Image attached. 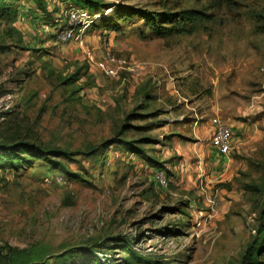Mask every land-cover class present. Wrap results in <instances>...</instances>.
Wrapping results in <instances>:
<instances>
[{"label": "rangeland", "instance_id": "374dc122", "mask_svg": "<svg viewBox=\"0 0 264 264\" xmlns=\"http://www.w3.org/2000/svg\"><path fill=\"white\" fill-rule=\"evenodd\" d=\"M52 1L45 21L14 24L21 40L0 22V124L72 152L61 161L89 182L58 170L67 182L47 183L50 168L37 162L0 171V264L34 247L41 258L30 264H89L73 250L95 244L103 248H94L95 264H125L128 251L134 264L146 263L134 255L156 264H242L258 248L253 263L264 264V178L255 164L264 159V0ZM68 4L98 14L82 41L56 39ZM103 51L126 59L116 77L87 57ZM72 75L79 79L64 83ZM138 104L147 115L131 123L150 125L127 137L147 136L141 146L162 169L112 151L115 144L101 150L104 165L86 157ZM213 119L233 134L221 159ZM231 122H244L242 130ZM215 159L223 164L216 168ZM8 248L17 251L5 258ZM66 252L67 260L57 258Z\"/></svg>", "mask_w": 264, "mask_h": 264}, {"label": "trees", "instance_id": "16d2710c", "mask_svg": "<svg viewBox=\"0 0 264 264\" xmlns=\"http://www.w3.org/2000/svg\"><path fill=\"white\" fill-rule=\"evenodd\" d=\"M19 2L20 0H0V22L4 23L5 28V34L7 37H16L17 40H21L22 33L19 31V29L14 25L15 22L18 19V12H19ZM35 4L39 9L42 11H46V0H34ZM142 18L145 19L147 22L150 20L148 15L149 14H142ZM177 19V16H170L167 17V22H170L173 24L174 20ZM185 19L188 20L189 23H192L194 21L191 17H186ZM192 25V24H191ZM189 25V26H191ZM185 30H189L190 27H183ZM158 36H162V34L158 33ZM160 38V37H159ZM79 79L78 76L72 75L68 78L64 79V83H69L77 81ZM75 92V91H74ZM145 98H147V95H145ZM147 107V105H145ZM141 108H144L143 105H136L131 111L126 113L123 121L118 127V130H116V133L114 137L109 139L108 141H104L101 147H91L87 150L84 154L86 157H93V159H99L101 157L102 165L105 164L107 160V154L103 151H101L103 148H107L110 144H115V146L112 148V151H117L119 153H128L133 155L135 158L139 160H143L145 162H148L150 166L160 170L162 169V164L157 161V159L149 157L147 155V151L141 146V144H144L148 140L147 136H140L138 138H129L127 137L128 131L130 129H141L145 131L147 126L150 125H134L131 123L133 120L137 119H143L147 114L142 113ZM145 109V108H144ZM143 109V110H144ZM149 113V112H148ZM0 118H3V115L0 116ZM8 122H2L0 124V171L5 170H13L18 171L20 169H28L31 167L34 162L46 165L50 168V172L48 173V176H55L60 175L63 177H67L68 179H81L86 182H89L85 177L81 176V173H76L69 171L66 166L64 165L63 161L61 160H73V153L64 149L60 148H53L44 143L42 140L37 137V135L33 134V136L30 135V133H24L21 134L20 131H14L8 124ZM153 125V123H152ZM98 149V150H97ZM232 150V149H231ZM101 151V152H100ZM231 152V151H230ZM229 152V154H230ZM97 159V160H98ZM263 163V164H262ZM257 164L258 169L262 170V179L264 178V159H259L255 162ZM262 165V166H261ZM126 166H128V170L132 169L133 167L129 165V163H126ZM62 171L61 173L58 171ZM128 170L122 175V180H125L129 177ZM59 172V173H58ZM86 175L88 174L87 171L83 172ZM65 175V176H64ZM88 176V175H87ZM57 182H54L53 184H56ZM58 184V183H57ZM222 187L229 188L230 183H221ZM169 232H173L172 230H169ZM264 233V231H261ZM264 243V239L260 242ZM125 246L124 250L128 249V245H121ZM101 248L102 246L99 244H95L93 247H89L86 245H81L73 250L74 254L83 255L84 259L89 261V264H95L96 257L92 255L93 251L95 252L94 248ZM106 249H109L106 247ZM257 249V248H256ZM8 251L5 252V249L1 250V253H3V257L9 258L11 256V252L17 251L14 248H8ZM259 248L256 250V253L258 252ZM264 251V248L262 249ZM19 256L16 258H12V264H30L32 262H36L40 260L41 258V251L34 247L32 249H28L27 251L21 252L17 251ZM65 252V251H64ZM100 252V251H99ZM261 252V251H260ZM70 252L64 253V255L60 254L58 255V259H61L62 261H65L67 259V254ZM251 254L248 253L243 259L242 264H254V260L256 257L259 256V254ZM128 256L126 258L125 264H134V261L131 262V258H133V254L128 251ZM250 254V255H249ZM136 256L137 259H142L146 261L147 264H156V262H152L150 260H146L143 258H139ZM91 257V258H90ZM90 258V259H89ZM141 263V264H146ZM161 264H171V263H161ZM255 264H262L261 263H255Z\"/></svg>", "mask_w": 264, "mask_h": 264}, {"label": "built area", "instance_id": "2783aa9c", "mask_svg": "<svg viewBox=\"0 0 264 264\" xmlns=\"http://www.w3.org/2000/svg\"><path fill=\"white\" fill-rule=\"evenodd\" d=\"M98 15V14H97ZM97 15L83 11L72 4L66 5L63 11V17L59 27L56 29V39L61 42H69L71 40L82 41L86 29L91 25ZM59 22V21H56ZM87 57L94 61L95 67L108 77H116L119 69L127 66V61L124 57L112 55L109 51H103L102 57L95 60V57L87 52ZM213 134L211 138L212 146L216 149V154L220 157L229 155L232 147L233 134L229 125L222 123L218 119H213ZM47 183L60 182L65 184L67 181L60 175H49L46 179ZM160 185L167 186V180L163 176H159ZM211 209L215 205V197L208 199Z\"/></svg>", "mask_w": 264, "mask_h": 264}, {"label": "crops", "instance_id": "0c3cea01", "mask_svg": "<svg viewBox=\"0 0 264 264\" xmlns=\"http://www.w3.org/2000/svg\"><path fill=\"white\" fill-rule=\"evenodd\" d=\"M48 1L49 0H46V11H48V10L50 11L51 5H52L51 2L48 4ZM61 1H64V0H61ZM57 3L59 4V8L63 6V2L61 3L60 1H57ZM18 8H19L18 19H17L18 21L15 22V25L17 24V22H19L20 19H23L26 16H30V18L32 17L33 21H35V22H38V21L39 22H43V21H45V20L42 19L43 18V14L45 13V11H42L41 9H39L37 7V5L35 4L34 0H20ZM36 10H38L39 13H37ZM39 26H40V24H39ZM41 27L46 28L45 26H41ZM232 122H231V127H233L232 129L237 130V128H239L240 131L242 130V126L244 125V122H240V126L241 127H239V125H234ZM215 155H217V154H215ZM219 158L221 159V158H224V157H219ZM220 159H218V160L215 159V161H213V166H216V168H217L220 164H223Z\"/></svg>", "mask_w": 264, "mask_h": 264}]
</instances>
